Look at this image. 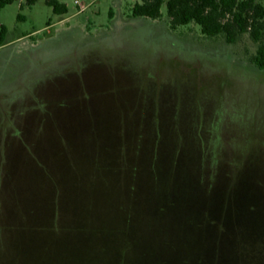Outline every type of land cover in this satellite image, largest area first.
I'll list each match as a JSON object with an SVG mask.
<instances>
[{"label": "rangeland", "instance_id": "obj_1", "mask_svg": "<svg viewBox=\"0 0 264 264\" xmlns=\"http://www.w3.org/2000/svg\"><path fill=\"white\" fill-rule=\"evenodd\" d=\"M59 1L67 13L45 0L0 9V264H175L166 237L155 256L141 249L180 183L207 205L255 191L264 223V70L250 37L171 29L168 0L156 20L131 16L140 0ZM125 222L134 241L118 247ZM243 225L239 256L264 261V232Z\"/></svg>", "mask_w": 264, "mask_h": 264}, {"label": "trees", "instance_id": "obj_2", "mask_svg": "<svg viewBox=\"0 0 264 264\" xmlns=\"http://www.w3.org/2000/svg\"><path fill=\"white\" fill-rule=\"evenodd\" d=\"M14 1L0 0V9ZM36 1L26 0V3L32 5ZM45 2L52 7L56 14L68 12L67 5L59 0H45ZM163 4L164 0H140L132 6L131 16L153 20L160 19L163 17L161 10ZM166 6L171 29L176 30L181 26L195 24L200 27V31L205 37L222 38L229 44L237 43L247 34L256 44V50L251 56V60L259 70H264V4L262 0H168ZM6 33V26L1 25L0 46L4 45ZM221 192L222 190L217 192L218 195L213 194L209 197L207 205L205 203L206 196H197L180 183L178 194L174 199L168 200L165 197L162 201L160 199L161 202H158V209H163L162 212L166 217L165 223L164 225L152 226L153 231L157 232V234H153L154 239L150 240L146 235L142 236L144 237L142 239L145 248L141 251L154 256L159 254L161 242L157 241L158 239L162 240L160 237H166L173 244V251L181 255V258L178 255L175 257L173 260L175 264H192L189 256L188 258L183 256L184 254H192L194 250L196 251L194 264H207L210 259H212L213 264H220L225 255H230L232 251L230 245L236 254L235 256L230 255L232 263L264 264L263 260L258 261L260 257L257 260L242 259L239 256L240 242H238L245 236L243 233L245 232V227H243L245 218L249 217L259 225L254 228L258 234L255 235L254 233L251 236L255 235L260 238L264 232V223L258 222L251 213L254 206H258L262 202L260 194L246 190L244 192L230 191V194L225 196ZM187 195L192 196L189 199ZM154 201L155 198H153ZM176 203L179 206H176ZM151 211L153 219L155 212L153 209ZM124 225L126 226L124 229L127 231L129 226L126 222ZM239 226H242V229ZM164 229L166 232H163ZM129 235V231L125 232L124 236L121 235L124 237V241L122 240L118 247L126 246L128 241L129 243L134 241ZM128 237L131 241L127 240ZM230 240L233 241L231 244ZM261 240L264 241V239ZM260 250L257 248V251L260 252ZM162 261L164 259H160L157 264L163 263Z\"/></svg>", "mask_w": 264, "mask_h": 264}]
</instances>
